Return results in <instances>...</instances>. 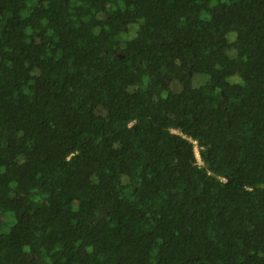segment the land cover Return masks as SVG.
<instances>
[{"label":"trees","instance_id":"16d2710c","mask_svg":"<svg viewBox=\"0 0 264 264\" xmlns=\"http://www.w3.org/2000/svg\"><path fill=\"white\" fill-rule=\"evenodd\" d=\"M0 264H264V0H0Z\"/></svg>","mask_w":264,"mask_h":264},{"label":"rangeland","instance_id":"374dc122","mask_svg":"<svg viewBox=\"0 0 264 264\" xmlns=\"http://www.w3.org/2000/svg\"><path fill=\"white\" fill-rule=\"evenodd\" d=\"M232 79H235V78H230L229 80H232ZM207 82V78L203 75H194L193 76V79H192V85L194 87H199V86H202L204 85L205 83ZM170 89L173 91V92H179L180 91V88H179V85L177 83H172L170 85ZM196 151V150H195ZM197 152V151H196Z\"/></svg>","mask_w":264,"mask_h":264},{"label":"built area","instance_id":"2783aa9c","mask_svg":"<svg viewBox=\"0 0 264 264\" xmlns=\"http://www.w3.org/2000/svg\"><path fill=\"white\" fill-rule=\"evenodd\" d=\"M196 149V151H197V148H195ZM196 156H197V160L200 162V160H199V157H198V153L196 152Z\"/></svg>","mask_w":264,"mask_h":264},{"label":"clouds","instance_id":"9594fccd","mask_svg":"<svg viewBox=\"0 0 264 264\" xmlns=\"http://www.w3.org/2000/svg\"><path fill=\"white\" fill-rule=\"evenodd\" d=\"M196 150V149H195Z\"/></svg>","mask_w":264,"mask_h":264}]
</instances>
